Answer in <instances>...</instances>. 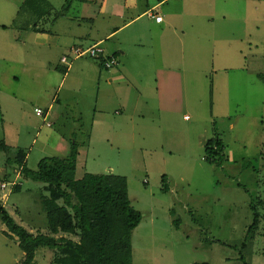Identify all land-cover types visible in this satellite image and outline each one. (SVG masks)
Listing matches in <instances>:
<instances>
[{
    "label": "rangeland",
    "instance_id": "374dc122",
    "mask_svg": "<svg viewBox=\"0 0 264 264\" xmlns=\"http://www.w3.org/2000/svg\"><path fill=\"white\" fill-rule=\"evenodd\" d=\"M23 1L0 0V141L6 145L0 146V184L6 183L0 195L11 188L2 203L13 219L34 234L47 232L41 199L47 195L44 183L20 173L15 152L23 151L25 167L36 169L40 158L66 154L57 148L63 136L68 147L75 139L81 148L76 177L84 172L125 176L130 204L142 215L131 235V264H242L240 253L251 264H264V54L248 53L244 70H220L223 62L212 60L200 44L190 50L180 42L183 36L156 47L144 16L139 23L143 22L146 37L124 41L129 54L126 68L141 79L148 73L153 80L159 69L165 75L170 70L177 75L176 84L160 87L153 81L145 87L131 76L130 99L140 92L142 101L130 112L132 126L122 122L111 132L100 126L101 133L89 141L96 119L100 125L126 111L119 114L120 106L112 103L108 111L104 109V117L98 116L97 80L73 66L74 60L69 65L59 60L65 49L35 43V28L51 30V20L62 11L64 0H49L54 9L37 0L39 9L46 11L41 18ZM135 1L139 7L141 0ZM256 3L262 10H254L255 3L247 1L240 13L244 10L246 16V36L262 38L264 8ZM175 4L171 0L166 9ZM181 8L188 13L207 12L190 0ZM109 18H98L91 33L111 27ZM127 30L114 38L129 36ZM114 38L104 43L106 47ZM86 58L91 57L79 60ZM64 71L68 73L63 77ZM50 104L47 126L34 108L45 111ZM216 135L225 146L226 161L221 166L204 160V143ZM14 180L19 191L11 187ZM251 205L259 221L253 239L241 248L252 222ZM6 232L0 220V264H22L23 251L16 237ZM53 252L39 247L31 264H53Z\"/></svg>",
    "mask_w": 264,
    "mask_h": 264
},
{
    "label": "crops",
    "instance_id": "0c3cea01",
    "mask_svg": "<svg viewBox=\"0 0 264 264\" xmlns=\"http://www.w3.org/2000/svg\"><path fill=\"white\" fill-rule=\"evenodd\" d=\"M45 1L48 3L49 7L54 9L49 0ZM67 1V10L62 13L58 10L52 18L51 30H45L37 25H35L37 26L35 28L34 26L36 30V35L34 37L35 43L38 45H45L49 48L65 49V51L60 54L59 60H61V56L69 54L71 47L80 46L86 48L97 45L102 49L101 54H97L94 57L88 56L91 57L89 60H87V58L85 60H79L83 59V56L72 59L74 60V64H72L73 66L76 64V67L78 70H81L82 73H87L97 80L96 89L98 94L96 101L99 108L98 116L101 115V117H104V109L108 111L113 105L112 103H116L120 106V111L113 109L114 115H117V113H115L116 110L119 114L121 111H126L123 112L124 115L120 116V118L112 116L108 121L106 120V123H103L104 125H99L100 120L96 119L97 123L93 122V124L96 125H92L91 127L89 141L95 137L97 132L101 133V130L98 129L100 126H108L111 128L109 129L111 132L113 128H118L119 124L122 122V125L130 124L133 118L130 112L134 108L138 109V104H140V106L142 104V101L139 99L141 95L138 89H136V91L139 92L136 98L130 99L131 92L129 87H131V76L135 78L138 75H135L126 68L125 59L129 54L126 51L127 49L125 48L124 41L146 37V29L142 28L143 22L139 23L144 16L147 17L146 22H144L145 27H149L150 34L154 32L151 38L156 47L160 42L163 43L166 40L174 43L183 36L184 41L182 40L180 42H182L184 46L187 45L190 50H197L198 44H200L201 47H204L207 54H211L212 60L214 58L216 62H223L224 65L220 68L218 67L220 70H227L228 68H240L244 70L243 67L246 65L245 56L248 53L252 55L264 54V36L260 38L261 35L259 34L260 36H257V34L247 37L244 10L240 13L241 8L246 6L247 1L255 3L252 5L254 10H262L256 2L264 8V0H190V2L199 3L207 9V12L195 13H188L181 8L186 0H175L178 4L172 7L169 6L170 8L168 9H166V7L171 0H141L139 7H137L135 0H111L108 7L106 6L107 0H101L99 4L97 0H64L62 8ZM97 4L98 6L96 7ZM149 9H153L155 13L161 15L162 20L156 22L153 18L148 17L145 13ZM44 12L46 11L41 10L40 15ZM40 15L39 18H41ZM106 16L110 17L109 19L112 20L113 25L108 28H103L102 32L99 31L97 34L93 35L91 32L93 28H95V21L98 18L106 20ZM183 18L186 20L182 24L181 19ZM133 24H136V26L130 28ZM125 29H128L126 33H130L129 36L126 37V35L122 34L120 38H114L117 34L123 33ZM110 38H114L115 40L110 46L106 47L104 43ZM214 54L217 55L213 57ZM103 55H115L118 64L111 68H104L100 61ZM228 55L237 57L233 59ZM243 55V61H241L240 56ZM120 57L124 58L122 64H120ZM90 59L95 60L96 64ZM252 60L254 62L257 60L259 61L257 58H253ZM144 67L146 68L144 71H147L146 63H144ZM158 71H161V73L158 72L154 80L148 78L152 77L151 75L149 76L148 73H144L143 79L137 77V82L140 84L143 83L145 87H149V83H153V81L154 84L160 87L175 86L176 74L173 73L174 77L170 70L166 75L163 74L161 69ZM67 73L68 72L65 71L63 77L66 76ZM260 75L261 74H259V76ZM102 83H104V85ZM125 89L128 90V92H126ZM116 91L120 93V97L116 95ZM115 97H118L117 100H115ZM52 108L53 104H50L49 107L45 109L48 113L47 118ZM184 118H186V116H184ZM57 148L60 151L68 150V142L65 137L62 136L59 138L57 141ZM80 150L81 148L79 147L76 170L80 162ZM16 176H18V173Z\"/></svg>",
    "mask_w": 264,
    "mask_h": 264
},
{
    "label": "trees",
    "instance_id": "16d2710c",
    "mask_svg": "<svg viewBox=\"0 0 264 264\" xmlns=\"http://www.w3.org/2000/svg\"><path fill=\"white\" fill-rule=\"evenodd\" d=\"M67 3L61 13L67 10ZM23 4L33 6L40 15L37 0H24ZM100 61L102 64V59ZM0 146H6L4 140L0 141ZM78 149L79 143L73 139L65 155L44 156L38 160L36 169L25 167L23 151L15 152L20 173L25 178L44 183L43 188L47 191L41 198L46 233L34 234L18 224L0 199V220L7 229L6 234L16 237L18 247L23 251L22 264H31L39 247L54 250L53 264L132 263L131 235L142 215L130 204L126 178L113 173L91 172L76 178ZM224 149L219 135L207 139L204 160L221 166L226 161ZM12 187L13 191L20 189L19 184ZM251 208L252 222L241 248H246L253 239L258 225L259 214L254 205ZM238 259L242 264H251L242 253Z\"/></svg>",
    "mask_w": 264,
    "mask_h": 264
},
{
    "label": "built area",
    "instance_id": "2783aa9c",
    "mask_svg": "<svg viewBox=\"0 0 264 264\" xmlns=\"http://www.w3.org/2000/svg\"><path fill=\"white\" fill-rule=\"evenodd\" d=\"M148 17L153 18L156 22H160L162 20V16L155 13V11L153 9H149L146 11L145 13ZM102 53V49L99 48L97 45L94 46H90V47H80V46H74L71 47L69 50V54L68 55H63L61 56V61L67 65L70 64L72 59L81 57V56H91L94 57L97 54H101ZM118 64V60L116 58L115 55H109V56H104L102 57V66L104 68H111L115 65ZM34 111L38 114L42 116V120L43 122H45V124L47 126H50L51 123L49 121H47V111H43L41 108H34ZM15 184V180L11 182V187ZM0 187L3 189L6 187V183L2 182L0 184ZM11 188H9L7 193H4L2 195H0V199L2 202H4L7 198V195L9 193Z\"/></svg>",
    "mask_w": 264,
    "mask_h": 264
}]
</instances>
